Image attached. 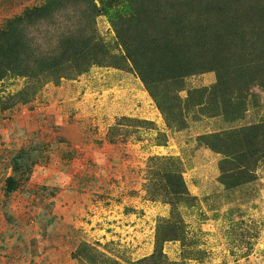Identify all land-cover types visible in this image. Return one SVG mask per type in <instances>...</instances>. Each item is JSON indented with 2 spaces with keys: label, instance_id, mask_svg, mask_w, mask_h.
<instances>
[{
  "label": "rangeland",
  "instance_id": "rangeland-1",
  "mask_svg": "<svg viewBox=\"0 0 264 264\" xmlns=\"http://www.w3.org/2000/svg\"><path fill=\"white\" fill-rule=\"evenodd\" d=\"M52 2L0 0L29 54L0 52V264H264V37L245 57L221 0ZM183 13L202 65L150 88L127 49Z\"/></svg>",
  "mask_w": 264,
  "mask_h": 264
},
{
  "label": "trees",
  "instance_id": "trees-1",
  "mask_svg": "<svg viewBox=\"0 0 264 264\" xmlns=\"http://www.w3.org/2000/svg\"><path fill=\"white\" fill-rule=\"evenodd\" d=\"M57 1L58 0H53L52 3H56ZM239 1L240 6L243 5L242 1ZM218 8H223L222 10H231V18L228 21L230 25H236L235 22H237L238 25H243L248 30L243 36L244 48H248L246 51L249 52L245 57H255L256 52H252L251 47L257 40L250 36L248 32L250 30L257 32L259 35L258 41H261L262 37H264V0L255 1V5L250 7V12L247 11V14L246 12L241 14L238 12V6L234 4V0H221ZM186 18L187 13H183L179 17H174L173 24H169L170 27L173 28V31L169 32L171 35L169 39H164L165 36L160 39L153 35H149L153 38V41H151L152 44L143 41L141 42V46H138L140 43L137 45L138 50L135 47L133 48V46H129L127 49V53L132 58L134 67L140 71L148 87L151 88L152 84H155L157 81L166 82L172 79L173 81L177 80L176 78L188 75L191 69H199L202 65V59L196 52H203V50L200 49L193 52L194 49H191L190 46V39H192L193 36L189 34L185 36L188 26L191 25L189 21H185ZM19 20H21V18L10 20L8 23L9 26H7V32L0 33V52H7L11 61L19 60L21 62H27L24 57L19 56L22 52L27 58V55H29L28 52H24L25 50L22 48V40L25 36L22 35L21 29L16 30L19 28ZM207 24L215 25L212 24V22H207ZM196 26H202V30L204 31L210 30L201 22L195 26L193 25V28H196ZM80 32L81 31H76L73 35L68 34L66 37L63 36L59 50L60 53H50L47 57L40 60L41 62H37L36 67L49 64L54 66L60 65L59 67L62 68V64H65V62L70 61L72 58L75 59L78 53L87 55L88 52H90V41L85 40L83 36H79ZM140 37L149 40L147 35H141ZM186 39H188V41ZM229 39L231 40L232 37L224 38L223 43L221 44L218 42L217 45L213 44L212 41L204 40V46L210 48L211 51L207 50V52H215L217 55H220L222 51L227 48ZM199 47L201 48L202 45H199ZM147 52L149 53L148 56ZM167 54H170V57H168ZM6 57V59H8L7 55ZM27 65L29 66L27 67ZM233 66H239L240 68L241 64L237 61ZM26 67L30 69L32 65L26 63ZM75 67L79 68L80 64ZM0 69H3V71L7 69L4 62L0 63ZM148 75H152L151 78H149ZM223 84L227 86V80Z\"/></svg>",
  "mask_w": 264,
  "mask_h": 264
}]
</instances>
